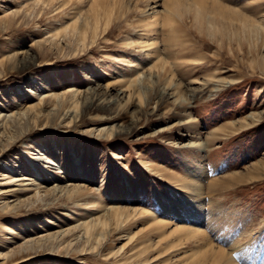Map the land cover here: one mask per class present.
Returning a JSON list of instances; mask_svg holds the SVG:
<instances>
[{
  "label": "rangeland",
  "instance_id": "1",
  "mask_svg": "<svg viewBox=\"0 0 264 264\" xmlns=\"http://www.w3.org/2000/svg\"><path fill=\"white\" fill-rule=\"evenodd\" d=\"M72 1L0 0V19L14 14L9 25L0 20V193L14 189L0 194V264H187L192 244L169 250L166 235L193 222L183 213L189 182L200 186L196 209L211 242L235 264H263V41L249 46L234 26L221 45L195 29L189 12L167 26L163 0L147 7L123 0L83 46L67 26L93 22L95 9L102 22L107 16L92 0ZM100 1L108 9L114 0ZM217 1L264 27V0ZM154 13L142 39L139 28L128 31V23ZM145 43H153L148 53ZM157 57L174 69L187 104H176L175 83L148 82L159 80L148 71ZM136 70L144 72L143 103L135 94L128 99L120 83ZM90 88L98 94L92 103ZM198 168L200 177L189 181ZM248 172L253 177L237 183L228 177ZM72 190H84L98 206L87 209L85 197L69 201ZM110 207L148 215L120 228L98 225L87 240L84 222L104 218ZM220 211L247 214L251 235L229 243L225 233L232 241L243 235L215 231L210 213ZM253 254L258 260H250Z\"/></svg>",
  "mask_w": 264,
  "mask_h": 264
},
{
  "label": "bare ground",
  "instance_id": "2",
  "mask_svg": "<svg viewBox=\"0 0 264 264\" xmlns=\"http://www.w3.org/2000/svg\"><path fill=\"white\" fill-rule=\"evenodd\" d=\"M51 1H53V0H36L35 4H38V5L44 4L45 5V3H49ZM61 1H62V3H65V2L72 1V0H61ZM142 1H144L145 5H146L145 7H147L149 5V3H153V2L156 3L155 0H142ZM72 3H73V1H72ZM91 5H92V7L94 6V9L95 8L99 9L100 7L103 8V12H105L104 16H107V18L106 17L104 18L103 22L101 21L102 19H100V17L98 16L99 13L98 14L95 13L96 12L95 11L96 9H95L93 11L94 12L93 22L85 21L82 28L77 27L78 25H76V23H79V22H76V21H74L72 23L73 25H71L70 27L67 26V29L68 28L72 29L71 32H74L75 34H77L78 38L76 41L78 43L80 42L83 46H85L89 37H90V40H92L98 35V31H100L99 28H101V26L108 25V23L110 22L109 17L113 13L114 9L119 8L120 10H122L123 0H114L112 3V6L111 7L109 6L108 9H106V8L104 9V7H103L104 5H103V3H101L100 0H92ZM163 7L165 10L163 18L165 19V24L169 27L173 28L175 26V24L177 23V20L182 19V17L184 16V13L186 14V12H189L192 15L193 25H194L195 29L199 33H204L210 37L217 39V41L220 42L221 45L224 43V40L226 38L229 40L232 38V35H235V33H234L235 31H233L234 26L235 27L237 26V29H239L238 31L242 35V36L241 35H239V36H241V39L246 41L249 44V46H251V44L252 45L256 44L258 41H260V42L263 41V43H264V27L262 26V24L260 22L254 20L252 18H249L248 16H246L245 14H243L241 11H239L237 9H234V8H231L227 5L221 4L217 0H163ZM138 11H140L142 13L144 12V10H141V9H138ZM97 12H98V10H97ZM156 13H154L152 19H150L151 17L148 18L146 16V17L141 18L137 23H135V22L128 23L126 25L128 27V31L133 30L135 28H139L141 33L138 35V39H142L146 35V33L148 31H150V27L152 26V23H154L157 20V17L159 15L156 16L157 15ZM13 15L14 14L12 13L11 16H13ZM9 16L10 15L5 14L4 17L2 19H0L2 22H4L3 24L9 25L12 22L13 18H11V16L10 17ZM151 20H152V23H151ZM222 21L225 22L226 24H224ZM133 23H135V25ZM4 29H6V28H4ZM63 33H65V32H63ZM171 33H173V31H171ZM53 39H55V38H53ZM147 40H148V38H147ZM229 42H230V40H229ZM228 44H230V43H228ZM242 44H244V42ZM144 45H146V47H147L146 52L148 53L151 50L153 43H148V44L145 43ZM259 47H260V45H259ZM239 50H240V48H239ZM192 62H195V61H192ZM29 64H26L24 67H28ZM171 64L176 67V63L174 64V62H173ZM173 70L174 69L171 68L170 63L164 61L160 57H157L156 61L153 64H151V66H149L148 71H149V73H155V75H157V77H158L156 79H159V80H156L154 82L151 81L150 78H147V80L151 85H154V83L156 84L158 81H161L163 86H166V88H168L173 83H175V77L173 74ZM141 79H145L144 78V72H140V71L136 70V72H134L130 78L124 79L123 81L120 82L123 87L125 86L124 89H122V91L126 92L128 99L132 98V96L135 94L139 98V100H141V101L143 100V95H142L141 90H140L141 88H139V86H138V83L141 81ZM109 86H112V85H109ZM182 87H183L182 84L179 82L174 84V92L175 93L177 92V98H175V102L177 100V102H176L177 105L178 104L185 105L188 103V101H187L188 99H186L187 97L183 98L184 92L182 90ZM95 89L90 88L88 90L89 96L87 98H89V101H90L89 103H92L93 100L96 99V97L98 95L97 92H95ZM70 94H71V96L67 95V94H65V95L73 97V99H74V97L76 96L75 93L73 94V92H70ZM60 96H62V95H60ZM55 97H57V96L55 95ZM70 97H69V100L71 99ZM65 102H67V101H65ZM110 102L113 103V105H114V103L116 101L114 99ZM142 103H143V101H142ZM66 105H67V103H66ZM76 105L78 106V104H76ZM97 106H99V105H97ZM174 106H176V105H174ZM74 109H77V108L75 107ZM89 109H91V108H89ZM253 117H254V115H253ZM258 118L259 117H257L256 119H258ZM252 121H255V120H252ZM230 124H232V123H230ZM248 125H249V123L247 122L245 124L243 123V125H240V126H243L245 128ZM195 146L204 147V146H206V142L203 143V145H202V143L198 142ZM258 164H255L254 166H257ZM256 169H258V168H256ZM198 170H199V168L197 170H193L189 173V181H192V182L194 180L197 181L196 178L200 177V176H196V174L198 173ZM228 177L230 178V181H235V183H237V182L242 181L243 179L244 180L251 179V177H253V176H252V174H250L248 172V174L233 173V174L228 175ZM185 187L188 190L187 192H189V193L191 192V196H190V203L188 205H186V207H185L186 209L183 213H185L188 220L191 219L193 221V222H191L192 224H190V225L191 226L196 225L197 227L193 228L190 225H189V227H187L185 224L183 227H174L173 229H171L166 235V237H167L166 240H168V239L170 240L169 247L167 249L170 248L169 250H171L173 247L180 246L182 244L190 242L192 244V246H190V247L193 251H191L192 253L189 255L190 261L187 264H235L232 262L231 256L228 255L224 249H222L220 247H216L211 242V240L207 237L206 232L203 231L204 226H202V222L200 221L202 214L199 212V210L196 209V204L200 203V200H197L198 199L197 195L199 194V190H200L199 184L196 183L195 186L190 187V182H189V184L188 183L185 184ZM13 190L14 189H11V190L2 189L0 194H5L6 192H9V191L12 192ZM86 193L87 192H84V190H72L70 192L68 191L67 198L69 199V201L81 200L85 197ZM88 197L91 198L93 196H88ZM86 199H87V201L89 200L87 197H85L84 200H86ZM83 203L87 204L86 205L87 209H92V208L98 206V205H96L95 201H91V202L90 201H88V202L83 201ZM197 214H200V215H197ZM220 214H221V216L216 217L215 215L210 213L211 218L209 219V221L212 222L213 226L216 227L215 231H217V233L224 234V232L236 231L237 233L243 235V237H241V239H237L235 241H232L233 238H232V240L230 238H228L229 236H231V234L225 233L226 236L224 238L229 243H231V244L239 243L240 240H243L244 238L249 237L251 235L253 228H252L251 224L247 223L248 222L247 221V217H248L247 214L239 213V215L236 216L237 213H235V211H232L230 214H227L224 211H220L219 215ZM147 215H148V212L145 210H142V209L139 210V209H128V208H120V207H110L107 210V215L106 216L104 215L105 216L104 218H102V219L98 218L95 221L92 220V222H90V223L84 222L83 228L85 229L86 239L89 240L91 238V236H92V238L94 237V233H93L95 230L94 228H97L98 225L101 228V230H104L103 228H106L110 224H113L114 228L115 227L120 228V227H123L127 222L129 223V221L139 220V219H142L144 221V218ZM148 222H149L148 227H150L152 229H157V230H161V231H164L167 229L166 225L162 222H159V221H148ZM101 236H102V234L100 233L99 237H101ZM96 240H97V242L98 241L100 242L102 239L96 238ZM165 247H167V246L165 245ZM243 254L245 255L246 253L243 252ZM250 260L251 261L258 260L257 254L251 255ZM262 263L264 264V261H262Z\"/></svg>",
  "mask_w": 264,
  "mask_h": 264
}]
</instances>
